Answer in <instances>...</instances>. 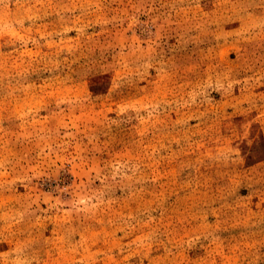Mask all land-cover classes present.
<instances>
[{"label": "rangeland", "instance_id": "obj_1", "mask_svg": "<svg viewBox=\"0 0 264 264\" xmlns=\"http://www.w3.org/2000/svg\"><path fill=\"white\" fill-rule=\"evenodd\" d=\"M0 264H264V0H0Z\"/></svg>", "mask_w": 264, "mask_h": 264}]
</instances>
